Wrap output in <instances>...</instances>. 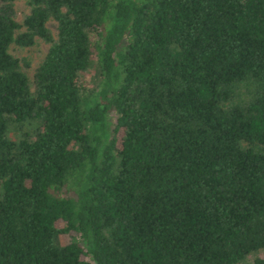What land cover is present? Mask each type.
Returning a JSON list of instances; mask_svg holds the SVG:
<instances>
[{
	"label": "trees",
	"instance_id": "obj_1",
	"mask_svg": "<svg viewBox=\"0 0 264 264\" xmlns=\"http://www.w3.org/2000/svg\"><path fill=\"white\" fill-rule=\"evenodd\" d=\"M0 264H264V0H0Z\"/></svg>",
	"mask_w": 264,
	"mask_h": 264
},
{
	"label": "rangeland",
	"instance_id": "obj_2",
	"mask_svg": "<svg viewBox=\"0 0 264 264\" xmlns=\"http://www.w3.org/2000/svg\"><path fill=\"white\" fill-rule=\"evenodd\" d=\"M49 26L55 30V25L53 22H50L49 23ZM41 47V49H40ZM39 47V49L36 47V48H33V49H30V50H26L24 51L22 54H29L30 56H32L33 58L35 59H38V56L42 55V53L45 51V45H41ZM91 74H93V70H88L87 72H85L84 74H82V78L85 80V81H88L89 77L91 76ZM254 257V255H249L245 261H249L251 260L252 258Z\"/></svg>",
	"mask_w": 264,
	"mask_h": 264
}]
</instances>
